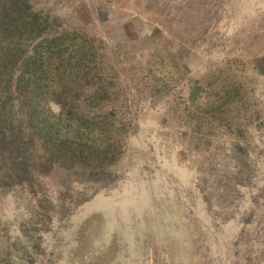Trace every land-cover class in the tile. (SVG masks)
<instances>
[{
    "label": "rangeland",
    "instance_id": "obj_1",
    "mask_svg": "<svg viewBox=\"0 0 264 264\" xmlns=\"http://www.w3.org/2000/svg\"><path fill=\"white\" fill-rule=\"evenodd\" d=\"M0 102V264H264V0H0Z\"/></svg>",
    "mask_w": 264,
    "mask_h": 264
},
{
    "label": "trees",
    "instance_id": "obj_2",
    "mask_svg": "<svg viewBox=\"0 0 264 264\" xmlns=\"http://www.w3.org/2000/svg\"><path fill=\"white\" fill-rule=\"evenodd\" d=\"M2 23H4V20H3V18H2ZM0 104H1V108H3V104L0 102Z\"/></svg>",
    "mask_w": 264,
    "mask_h": 264
}]
</instances>
